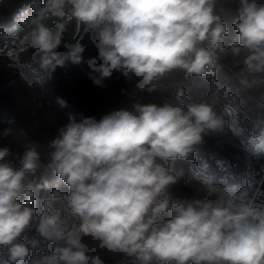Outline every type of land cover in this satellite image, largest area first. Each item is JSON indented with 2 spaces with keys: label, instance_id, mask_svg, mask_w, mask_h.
<instances>
[{
  "label": "clouds",
  "instance_id": "1",
  "mask_svg": "<svg viewBox=\"0 0 264 264\" xmlns=\"http://www.w3.org/2000/svg\"><path fill=\"white\" fill-rule=\"evenodd\" d=\"M218 2L33 0L22 43L50 79L68 62H85L80 42L64 43V18L75 20L98 50L86 61L92 83L102 86L118 72L134 81V91L148 93L168 89L162 82L176 72L184 80L215 77L227 46L240 57L237 78L250 86L264 76V0H238L239 18L231 24L216 11ZM48 16L57 22L47 25ZM62 44L66 51L58 50ZM173 95L181 104L137 102L99 120L69 114L48 143L46 163L35 141L22 155L0 147V253L6 264H25L38 249L45 254L29 264H104L85 245L86 235L99 250L120 253L131 264H264V206L250 198L247 184H210L205 196L172 203L169 190L183 175L176 162L189 160L208 133L224 126L207 98H191L183 84ZM57 103L67 106L60 97ZM11 134L10 128L0 131V137ZM50 176L67 193H46ZM41 193L38 213L33 205ZM32 229L37 235L25 243L22 236ZM37 237L53 243L51 252Z\"/></svg>",
  "mask_w": 264,
  "mask_h": 264
},
{
  "label": "rangeland",
  "instance_id": "2",
  "mask_svg": "<svg viewBox=\"0 0 264 264\" xmlns=\"http://www.w3.org/2000/svg\"><path fill=\"white\" fill-rule=\"evenodd\" d=\"M11 1L12 0H6L4 3ZM219 3L223 7V17L226 22L231 24L233 20L239 18V13L236 11L238 0H222ZM234 35L235 33L233 32L226 38V44ZM64 43L71 44L67 39H64ZM61 47H63V44ZM61 47L58 49L59 51H66L64 47V50H62ZM97 56L98 50L91 41V44L85 48V52L83 53L84 63L81 65H73L68 62L64 67L57 68L56 72L50 78V81L55 84L53 90L45 86L48 76L46 73L40 71L38 67V58H34V55L27 51L24 54L22 53L19 58H23L22 71L27 83L33 91L40 90L41 94H39L45 100L46 98L56 100L57 97L62 98L67 102V106L62 108L67 111L79 112L83 110L82 107L85 106L87 107L86 113L89 114L93 109L118 100L128 86L134 85V81L132 83H127L120 73L115 72L112 78L106 79L103 82L102 86H95L90 78L91 70L86 61ZM19 58L17 60L21 61ZM239 60L240 57L233 56L226 46L224 52L219 54L216 76L193 78L191 81V88L188 89L189 95H203L209 98L211 93L217 90L220 91L222 96L227 100L233 101L235 98H233V96L241 95L242 98H246L247 101H250L253 108H256V102L260 99L262 94L264 96V76L251 83L250 86L242 85L236 76V73L239 71L237 64ZM248 79L252 81L253 78L249 77ZM141 93L143 94V99H141L140 103L146 104L145 102L146 99H148L149 93L146 91ZM155 93L158 92L155 91ZM12 95L13 94L7 92L4 85L2 86L0 83V131H3L5 128L12 129L11 136L7 138L0 137V147L8 146L15 154L24 149V134L29 133L31 128L30 124L33 120L42 116L43 105L38 107V105L33 103V112L28 113L29 111L26 110V102L24 98L21 97L20 105L22 104V109L18 113H14L13 107L16 103ZM157 95L159 96V94ZM159 100L162 104L160 96ZM253 108H251L253 111L252 117L257 121L261 117L260 114H256ZM20 115H24L26 118L21 120ZM222 135L220 131L208 133L204 138L203 145L189 160L176 162L175 167L177 169H183V175L179 182L173 185L169 190L173 204L205 196L207 194L206 188L210 184L218 185L221 189H227L229 186L233 185H244L245 177L248 173H251V168L247 165L246 153H244V151L232 149L226 143ZM14 158L15 156L13 160ZM15 162L16 161H13V163ZM54 184L53 187H49L45 190L46 193H50L53 189L67 193V187L60 183L57 178H55ZM44 194L45 193H41V195H38L33 205L36 207L38 213L41 207V196ZM68 218L70 222L76 223L75 218L70 214ZM36 235L35 229H32L22 236V240L28 243L30 238ZM37 238L40 239L42 245L47 246V251L51 243L43 240V238ZM84 243L89 249H95V253L101 256L104 260V264H131L130 259L122 256L120 253H109L96 248V241L90 236H84ZM42 254L45 253L39 249L35 252L30 251L31 258H33L34 255ZM26 262L25 264H27ZM0 264H6L3 253H0Z\"/></svg>",
  "mask_w": 264,
  "mask_h": 264
},
{
  "label": "crops",
  "instance_id": "3",
  "mask_svg": "<svg viewBox=\"0 0 264 264\" xmlns=\"http://www.w3.org/2000/svg\"><path fill=\"white\" fill-rule=\"evenodd\" d=\"M221 1L222 0H219V2ZM219 2L217 4L216 11L224 16L223 7ZM24 11L25 12L22 13L19 21L22 22L21 28L20 25L19 27L0 28V45H2L7 38H11L12 41L20 47L19 56H21L22 53L24 54L26 51L33 55L32 50L28 49L25 44L22 43L23 40L17 36L19 32L23 30L26 31L30 26V18L33 15V10L25 9ZM44 22L47 25L52 26L57 22V18L48 16ZM64 22L67 24L64 39L69 40L71 44L80 42L85 48L91 44V35L85 26L77 25L75 20H68L67 17L64 18ZM61 48L64 50L63 47ZM19 59L22 62L19 60H11L0 57V83L2 86L4 85L7 92L13 94L12 96L16 103L13 107L14 113H18L22 109V104L20 105L21 97H23L26 102V110L29 111L28 113L33 112V103L38 105V107L43 105L42 116L34 119L30 124L31 128L29 133L24 134L23 144L25 146L27 143L35 141L38 145L37 151L40 153L41 160L45 163L47 162L49 152L48 143L56 135L57 128L61 124L67 122L69 114H75L77 118H79L80 114H83L85 117L91 116L99 120L104 115L115 110H132L133 104L137 102L140 103L141 99H143V94L139 91H134V85H131L125 89L126 91L122 94V96H120L121 98L93 109L89 114L80 111H67L64 110L59 103H57L56 99L46 98L45 100L40 95V90L33 91L30 88V85L27 83L22 71L23 58ZM191 81L192 80H184L182 73H172L165 81L162 82L168 89L162 90L173 95V89L177 84H183L188 89ZM45 86L50 90L55 88V84L52 83L50 79L46 80ZM157 94L158 93H155V91L149 93L148 99H146L145 103H155L160 105L161 102ZM233 98V101L228 100L231 104V123L236 128L237 132L242 136L246 145L249 144V147L258 149L264 144V96L262 94L259 99L258 114H260L261 118L257 121L252 117L253 112L250 105L247 103L248 101L239 96H233ZM20 116L21 120L26 118L24 115ZM23 152L24 149L21 150L19 154L22 155ZM13 161H16L14 165L18 166V161L15 158ZM262 163H264V154L257 155L253 158L247 157V165L251 168V172L257 170ZM259 206H264V198L260 201Z\"/></svg>",
  "mask_w": 264,
  "mask_h": 264
},
{
  "label": "built area",
  "instance_id": "4",
  "mask_svg": "<svg viewBox=\"0 0 264 264\" xmlns=\"http://www.w3.org/2000/svg\"><path fill=\"white\" fill-rule=\"evenodd\" d=\"M21 31L17 36L24 41L27 32ZM20 55V47L15 44L11 38H7L2 45H0V57L17 60ZM161 97L162 104L170 102L174 105L181 104V101L172 94L167 93L162 89H157ZM193 99L200 100L205 96H190ZM209 102L213 103L215 110L220 114L224 121L223 129L220 131L226 143L234 150L244 151L249 158L256 157L257 155L264 154V144L258 149H253L246 145L241 135L237 132L236 128L231 123V104L225 99L220 91H213L209 98ZM252 171V170H251ZM253 177L250 198L259 205L260 201L264 198V163H262L257 170L251 172Z\"/></svg>",
  "mask_w": 264,
  "mask_h": 264
},
{
  "label": "trees",
  "instance_id": "5",
  "mask_svg": "<svg viewBox=\"0 0 264 264\" xmlns=\"http://www.w3.org/2000/svg\"><path fill=\"white\" fill-rule=\"evenodd\" d=\"M32 5H33V0H12L11 2L0 4V28H12L15 26L19 27V25L21 28L22 22H19L21 19L20 17L22 15V13L25 12L24 11L25 9L33 10ZM191 84H192V82H191ZM191 84L188 86V89L191 88ZM188 95H189V93H188ZM239 97L242 98L241 95ZM243 99L246 100V98H243ZM257 102L259 103V100ZM257 102H256V108H253V106L249 100L247 102L250 105V108L254 109L256 114L259 113ZM82 109L83 110H80V112H87V107L83 106ZM251 148L255 149L254 147H251ZM55 178H56L55 176H50L48 178L49 187H53L55 185L54 184ZM252 180H253V177L251 176V173H248L247 176L245 177V183L243 182L244 185L247 184L249 186L250 193H251ZM24 199H25L24 197H21L22 201ZM50 243H51V246L48 248V250H47L48 252H51V250L53 248V243L52 242H50ZM31 260H32V258L29 255V257L26 260L27 261L26 263L29 264V262Z\"/></svg>",
  "mask_w": 264,
  "mask_h": 264
}]
</instances>
